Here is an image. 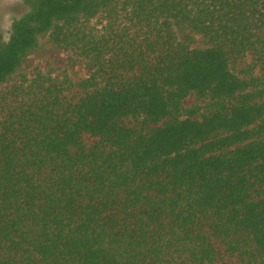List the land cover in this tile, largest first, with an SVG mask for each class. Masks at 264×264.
I'll list each match as a JSON object with an SVG mask.
<instances>
[{
  "label": "trees",
  "instance_id": "1",
  "mask_svg": "<svg viewBox=\"0 0 264 264\" xmlns=\"http://www.w3.org/2000/svg\"><path fill=\"white\" fill-rule=\"evenodd\" d=\"M23 2L0 264H264V0ZM51 50L88 75H30Z\"/></svg>",
  "mask_w": 264,
  "mask_h": 264
},
{
  "label": "rangeland",
  "instance_id": "2",
  "mask_svg": "<svg viewBox=\"0 0 264 264\" xmlns=\"http://www.w3.org/2000/svg\"><path fill=\"white\" fill-rule=\"evenodd\" d=\"M27 11L28 7L23 0H0V36L7 39L12 22ZM26 71L30 75L40 71L56 78H62L64 75H70L73 78L88 75L87 65L84 61L76 59L71 53L58 50H51L42 57H33L26 67ZM192 101H188L187 104Z\"/></svg>",
  "mask_w": 264,
  "mask_h": 264
}]
</instances>
